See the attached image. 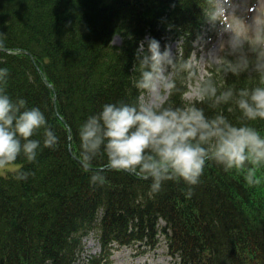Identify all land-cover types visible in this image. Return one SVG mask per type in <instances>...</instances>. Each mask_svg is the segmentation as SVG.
<instances>
[{"label":"trees","instance_id":"trees-1","mask_svg":"<svg viewBox=\"0 0 264 264\" xmlns=\"http://www.w3.org/2000/svg\"><path fill=\"white\" fill-rule=\"evenodd\" d=\"M210 0H0V66L10 69L6 90L38 105L56 131V147L41 144L35 161L23 156L0 173V264H112L123 247L142 253L165 243L175 264H264V166L250 184L237 169L209 161L195 185L168 180L158 192L150 180L110 169L104 183H91L79 161V125L107 102H134L141 90L137 49L146 36L176 45L179 59L200 55L224 24L208 19ZM255 42L250 31L241 33ZM120 43H115V38ZM145 46L147 41L145 40ZM221 54L233 58L224 47ZM227 55L229 57H227ZM170 67V66H169ZM207 74L222 86L252 87L259 74ZM196 65L191 75L199 77ZM189 74L177 76L168 102L184 103ZM223 109L234 123L264 133V120L243 121L235 106ZM36 136L43 138L41 129ZM31 170L26 180L20 170ZM191 187V195H186ZM92 238L99 250L92 251ZM164 241V242H163Z\"/></svg>","mask_w":264,"mask_h":264},{"label":"clouds","instance_id":"clouds-1","mask_svg":"<svg viewBox=\"0 0 264 264\" xmlns=\"http://www.w3.org/2000/svg\"><path fill=\"white\" fill-rule=\"evenodd\" d=\"M205 11L210 21H221L224 31L230 33L226 47L233 58L213 52L208 58L190 55L177 59L170 45L162 50L158 38L141 40L137 49L139 77L134 80L140 95L131 103L107 102L79 125V161L90 173L91 183L105 182V169L95 166L102 156H106L108 168L150 180L152 192L160 191L168 180L198 184L209 161L226 170H240L250 184L259 183L257 168L264 166V133L252 123H234L223 109L209 115L198 101L213 107L228 105L229 111L235 106L243 121L264 120V0H258L251 20L238 15L230 0H210ZM232 17L247 26L255 42L226 23ZM205 63L216 65L224 74L258 73L260 82L252 87H223V81L217 83L211 75L193 82L195 66ZM9 72L7 66H0V167L21 156L35 161L41 144L56 147L60 139L38 105L29 106L26 98L9 94ZM184 72L189 74L185 102L170 103L177 76ZM41 129L42 139L35 135ZM30 174L34 172L20 170L17 179L26 180ZM191 192L189 187L186 195Z\"/></svg>","mask_w":264,"mask_h":264},{"label":"rangeland","instance_id":"rangeland-1","mask_svg":"<svg viewBox=\"0 0 264 264\" xmlns=\"http://www.w3.org/2000/svg\"><path fill=\"white\" fill-rule=\"evenodd\" d=\"M232 5H235V11L238 15L245 17L248 20H251L252 16L255 14L256 6L258 0H230ZM230 7V11H231ZM228 24H233L236 27V30L239 32H245L249 29L246 25L237 23L236 18L232 17L226 21ZM218 30L220 34L216 38H207L199 45L200 55L208 58L213 52H221V50L226 47V42L230 36V33L224 31V25L220 27ZM120 38H115V43H120ZM176 45L172 46V51L175 50ZM198 56V57H199ZM197 57V59H198ZM209 63H205L203 65L197 64L199 69V77L205 76L207 72L206 66ZM20 166L19 163H9L3 167H0V173H5L8 170H14ZM164 242V241H163ZM87 245L90 250L96 251L98 250L97 244H95L92 238L87 239ZM113 262L112 264H175L173 258L168 253L167 246L165 243H162L155 251L151 253H142L140 250L135 249L133 247H123L119 249L112 256Z\"/></svg>","mask_w":264,"mask_h":264}]
</instances>
